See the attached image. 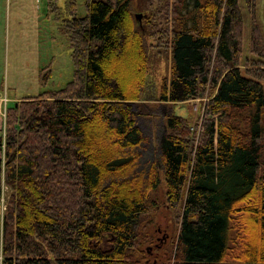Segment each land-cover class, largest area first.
I'll list each match as a JSON object with an SVG mask.
<instances>
[{"label":"trees","instance_id":"trees-1","mask_svg":"<svg viewBox=\"0 0 264 264\" xmlns=\"http://www.w3.org/2000/svg\"><path fill=\"white\" fill-rule=\"evenodd\" d=\"M85 6L76 16L66 0L73 79L6 107L0 264H137L149 194L163 181L179 213L174 264H264V43L254 6L255 59H243L244 73L238 0H171L164 25L149 17L147 28L132 0ZM146 33L170 53L160 101L211 95L197 134L184 117L166 118L159 160L144 173L132 102L146 83Z\"/></svg>","mask_w":264,"mask_h":264},{"label":"rangeland","instance_id":"rangeland-1","mask_svg":"<svg viewBox=\"0 0 264 264\" xmlns=\"http://www.w3.org/2000/svg\"><path fill=\"white\" fill-rule=\"evenodd\" d=\"M171 0H132V15L141 28L151 17L154 24L164 25L166 5ZM86 0H75L76 16L86 14ZM146 10L140 7L145 4ZM242 15V60L239 66L244 73L243 59L255 55L249 49L252 28V6L264 43V0H238ZM66 0H0V98L8 103L34 96L45 90L65 87L74 76L73 45L67 30ZM163 25L161 27H163ZM148 29L151 28L149 27ZM150 58L147 64L146 83L140 100L132 102L135 122L142 141L135 149L139 156L138 169L149 171L151 162L159 160L158 143L167 131L166 118L170 115L184 117L191 131L199 130L203 107L210 97L206 91L202 98L189 101H160L159 93L164 83L172 78L169 49L160 48L156 37L145 34ZM262 68L264 69V58ZM2 87V88H1ZM7 103V104H8ZM7 106V105H6ZM6 115V113H5ZM5 119V118H4ZM0 137L4 139V120L0 115ZM3 147V144H1ZM164 181L149 194L153 200L140 230L146 233L134 260L137 264H174L178 209L167 201ZM8 189L3 186L0 209L3 212Z\"/></svg>","mask_w":264,"mask_h":264},{"label":"built area","instance_id":"built-area-1","mask_svg":"<svg viewBox=\"0 0 264 264\" xmlns=\"http://www.w3.org/2000/svg\"><path fill=\"white\" fill-rule=\"evenodd\" d=\"M8 103L7 97L4 95L0 98V115L1 117L5 118V113H6V105ZM0 202H2V199L0 198Z\"/></svg>","mask_w":264,"mask_h":264},{"label":"crops","instance_id":"crops-1","mask_svg":"<svg viewBox=\"0 0 264 264\" xmlns=\"http://www.w3.org/2000/svg\"><path fill=\"white\" fill-rule=\"evenodd\" d=\"M2 88V87H1ZM0 126H1V120H0Z\"/></svg>","mask_w":264,"mask_h":264}]
</instances>
